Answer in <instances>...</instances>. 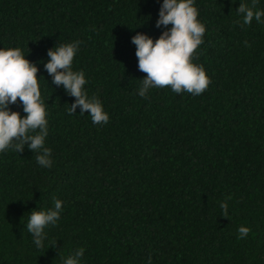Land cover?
I'll return each instance as SVG.
<instances>
[{"label": "trees", "instance_id": "1", "mask_svg": "<svg viewBox=\"0 0 264 264\" xmlns=\"http://www.w3.org/2000/svg\"><path fill=\"white\" fill-rule=\"evenodd\" d=\"M163 2L0 0V50L38 67L52 150L50 168L27 145L0 152V264H64L80 248V264H264V23L241 26L237 9L252 0H194L206 31L193 63L210 85L142 98L132 40L171 29L156 26ZM76 41L72 70L106 124L79 107L69 115L76 98L45 69L50 49ZM9 109L27 115L19 100ZM53 198L63 207L37 248L30 213Z\"/></svg>", "mask_w": 264, "mask_h": 264}, {"label": "clouds", "instance_id": "2", "mask_svg": "<svg viewBox=\"0 0 264 264\" xmlns=\"http://www.w3.org/2000/svg\"><path fill=\"white\" fill-rule=\"evenodd\" d=\"M257 0L252 5L241 3L237 13L243 17V25H250L255 18L264 23L261 17L264 11H253ZM198 10L194 0H164L160 10L157 28L161 26L171 29L164 31L155 41L146 34H137L132 42L137 46L138 69L147 74L142 79L139 96L147 98L150 88L170 87L173 92H188L194 95L203 93L211 83L203 66L193 63V56L203 43L206 28L198 20ZM234 23H240L235 21ZM79 41L61 45L49 50V61L45 69L53 77L55 85H63L67 93L75 97L69 115L75 113L77 107L81 114L90 113L94 125L106 124L109 115L104 111L102 103L95 96L89 98L84 90L86 77L83 71H73L72 63L79 48ZM245 45L248 42L245 41ZM38 67L22 54L19 48L0 50V152L11 148L23 152L25 146L35 153L36 162L42 167L52 166V150L45 147L48 136V121L45 105L41 100L38 82ZM23 104L26 117L9 109L10 104L17 101ZM30 142V143H29ZM54 199V208L33 210L27 224L28 231L34 238L37 248L44 246L45 228L55 225L59 219L63 202ZM222 216L228 217L227 202L220 204ZM238 239L246 238L251 228L241 226L237 229ZM84 248L67 257L64 264H80ZM151 264V257H149Z\"/></svg>", "mask_w": 264, "mask_h": 264}]
</instances>
